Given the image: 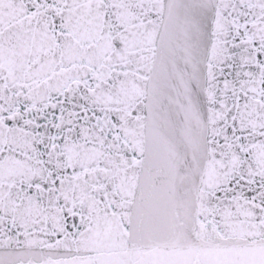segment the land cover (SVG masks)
<instances>
[{"label": "snow or ice", "instance_id": "1", "mask_svg": "<svg viewBox=\"0 0 264 264\" xmlns=\"http://www.w3.org/2000/svg\"><path fill=\"white\" fill-rule=\"evenodd\" d=\"M0 264H264V0H0Z\"/></svg>", "mask_w": 264, "mask_h": 264}]
</instances>
